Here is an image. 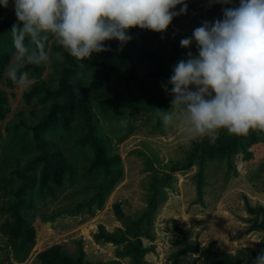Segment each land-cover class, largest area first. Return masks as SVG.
Masks as SVG:
<instances>
[{"label":"rangeland","instance_id":"1","mask_svg":"<svg viewBox=\"0 0 264 264\" xmlns=\"http://www.w3.org/2000/svg\"><path fill=\"white\" fill-rule=\"evenodd\" d=\"M238 4L239 0H232L225 7ZM222 15V11L209 14L207 10H187L186 14L174 17L164 32L135 27L137 35L125 43L122 50L118 41L114 51L93 54L94 62L107 57L115 67L111 81L102 90L93 91L91 101L97 111L99 132L108 137L110 153L119 154L122 158L123 176L112 190L106 192L103 207H99L94 187L97 178H92L86 170V156L93 154L92 148L75 142L81 135L82 121L75 120L69 131L61 126L53 127L46 133L47 138L53 142L55 150L63 152L77 165L79 175L74 180L66 175L64 185L56 196L43 199L39 191L41 164H34L28 169L34 174V180L26 196L33 203L26 208L25 214L36 229V245L28 258L19 262L9 251L7 236L0 230V264H38L37 254L54 244H60L65 251L76 256L82 248L85 259L93 262L110 264L114 259H120L129 264V257L117 256V250L123 248V244L96 240L94 235L100 224L109 231L125 229V222L116 212V204L121 205L127 217L138 218L149 208L152 175L157 173L162 176L166 172L170 174L171 187L164 188L166 193L156 205L154 239L143 238L144 244L151 248L145 256L148 261L152 264H173L172 253L182 247L185 235L201 247L210 245L218 254H236L245 246L259 247L261 241L255 240H262L264 232L250 228L254 219L247 210L245 196L252 204L264 206V144H257L253 148V157L248 160L241 156L234 158L236 166L229 170V174H225L228 168L226 162H209L206 168L209 185L205 186L201 199L196 186V163L177 171L169 168L174 163L185 161L195 139L194 133L189 131L190 126L182 116L174 117L173 124L165 127L158 113L161 108L171 109L173 97L164 91L162 83L166 84L173 74V66L182 59L186 60L189 51L198 55L195 41L189 47H181L180 41L190 37L203 21L214 22ZM4 21L16 22L11 6L0 7V23ZM11 42L12 37L11 40L3 38L1 44L7 48ZM53 43L55 41L51 38L47 49L51 59L45 64L41 78L28 75L30 86L40 79L46 87L59 86L63 66L67 63L64 56L59 57L61 50ZM1 44L0 50L3 51ZM106 44L112 48L111 41ZM147 51H152L150 58L145 56ZM14 52L15 49L9 64L14 62ZM139 56H143L144 60ZM83 66L76 76V83L85 86L91 82L93 66ZM148 71L150 78H146ZM2 74L0 89L7 92L10 107L6 117L0 119V226L9 218V214L1 209L10 198L8 190L16 188L22 181L13 170L26 166L29 156L39 152L32 130L22 125L21 121L27 124L40 121L51 102L44 98L42 92L28 103L25 100L26 90L8 85L7 70ZM134 76L142 79L141 83L144 81L145 85L137 83ZM168 87L171 88V85ZM148 89L151 93L163 91L164 103L160 106L149 103L145 98ZM115 91L121 92V113L110 104L100 105L102 99ZM102 175L98 173L99 179ZM173 219L178 221V227L186 234L178 230ZM177 264L208 263L203 257L188 251L181 255Z\"/></svg>","mask_w":264,"mask_h":264},{"label":"clouds","instance_id":"2","mask_svg":"<svg viewBox=\"0 0 264 264\" xmlns=\"http://www.w3.org/2000/svg\"><path fill=\"white\" fill-rule=\"evenodd\" d=\"M214 3L232 0H208L209 7ZM9 6L16 16L9 30L15 59L7 76L25 90L30 89L27 66L50 62L49 37L61 49L60 58L67 53L83 61L111 51L108 41H119L122 50L133 27L164 32L188 10L185 0H0V7ZM222 13L180 41L181 47L195 41L198 55L189 51L186 60L173 66L162 83L173 97L171 109H158L165 127L182 116L195 139L211 144L221 130L238 137L264 131V0H239ZM253 264H264V251Z\"/></svg>","mask_w":264,"mask_h":264},{"label":"trees","instance_id":"3","mask_svg":"<svg viewBox=\"0 0 264 264\" xmlns=\"http://www.w3.org/2000/svg\"><path fill=\"white\" fill-rule=\"evenodd\" d=\"M185 3L188 4V10L190 11L207 10L209 14L222 11L227 6L214 3L209 7L208 0H185ZM180 7V5H177L176 10L178 11ZM12 24L9 21L0 23V44L3 38L11 40L9 30ZM128 33L134 37L138 32L133 27L128 30ZM5 35L7 36L4 37ZM50 39L51 37L47 41L46 51ZM111 43V51H114V48L118 46V41L112 40ZM1 45L4 50H0V82L3 76L2 72L7 70L11 60V53L14 49L13 42L7 48L3 44ZM53 45L57 47L56 44L53 43ZM151 53L152 51H147L145 56L150 58ZM63 56L67 64L63 66L58 87H46L43 80L40 79L32 84L30 89L25 91V100L28 103H31L32 99L42 92L45 94L43 95L44 98L51 102L48 105V111L40 121L33 124L21 121L22 125L32 130L34 140L39 146V152L29 156L26 166L13 170V173L21 177L22 181L16 188L8 190L10 198L4 206H1L2 211L9 214V218L2 223L0 230L7 236L9 251L19 262L25 261L32 248L36 245V229L25 214L26 208L30 207L33 203L26 196L27 189L34 180V174L28 172V169L34 164H41L39 191L43 199L47 196H56L58 190L64 185L66 175L69 176L70 180H74L79 175L77 165L63 152L55 150L53 142L46 136L48 131L55 126H61L64 130L69 131L72 129L75 120L80 119L82 121V132L75 142L80 143L82 146L90 145L92 148L93 154L86 156L88 161L86 170L92 178H97V183L94 187L95 194L99 198L97 201L99 207H103L106 192L112 190L114 185L123 176V168L120 166L122 158L119 154L110 153L108 137L99 132L96 122L97 111L92 106L91 101V93L102 90L111 81L115 67L107 57L102 58L99 62H94V55H92L91 59L86 58L83 61H78L67 53H63ZM139 57L144 60L143 56ZM83 65L93 66L91 82L85 86L76 83L78 78L76 76L82 67H84ZM44 68L45 64L40 66L29 65L26 71L29 76L41 78ZM132 72L134 73V71ZM150 74V71H148L146 78H150ZM134 79L137 80V83H141L142 79H138L135 76ZM7 83L11 87L16 86L9 78ZM141 84L144 86V81ZM150 93V89L145 92V98L149 103L153 105L158 104L159 106L164 103L162 100L163 91L151 93L152 97H150ZM7 98V92L0 89V119H4L9 110L10 106ZM150 99L155 100V102L152 103ZM106 104H110L116 112L121 113V92L115 91L111 96L102 99L100 105ZM163 109L161 108V110ZM260 143L264 144V131L262 130H251L249 135L239 137L228 134L226 130H221L219 138L214 144L209 143L207 139H194L191 148L185 156V161L174 163L169 168L177 171L186 169L196 163V186L198 194L203 199L205 186L209 185L206 173L209 162H226L228 168L225 174H229V170H233L236 166L234 158H239L240 156L245 160L252 158L254 155L253 148ZM98 173L103 174L101 176L102 180L101 178L99 179ZM170 179L169 172H166L162 176H159L157 173L152 175L151 189L153 191L149 198V208L136 219L127 217L121 205L116 204V212L125 222V229L121 228L117 232L109 231L103 224H100L98 232L94 235L96 240H104L116 245L123 244V248L117 250V256L129 257V264H152L145 258L151 248L144 244L143 238L150 241L154 239V212L159 198L163 197L162 194L166 193L164 188L171 187ZM245 198L247 210L254 219L250 228L264 232V206L262 204H252L248 196H245ZM92 204L93 202L91 201L90 205ZM173 221L178 230L185 233L182 228L178 227V221L176 219H173ZM262 240H264V234ZM188 251L198 254V257H203L208 264H253V261L261 251H264V241H261L257 249L245 246L240 248L236 254H218L210 245L201 247L199 243L189 241L185 235L182 240V247L172 253L173 264H177L181 255ZM8 253L10 254V252ZM37 257L39 259L38 264H104L86 260L85 252L82 248L81 252L76 256L65 251L60 244L49 246L39 252ZM110 264H124V262L120 259H114Z\"/></svg>","mask_w":264,"mask_h":264}]
</instances>
